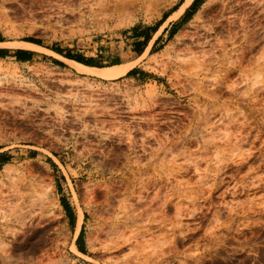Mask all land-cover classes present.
I'll return each instance as SVG.
<instances>
[{"label": "rangeland", "instance_id": "1", "mask_svg": "<svg viewBox=\"0 0 264 264\" xmlns=\"http://www.w3.org/2000/svg\"><path fill=\"white\" fill-rule=\"evenodd\" d=\"M237 1L0 0V264H264V0Z\"/></svg>", "mask_w": 264, "mask_h": 264}, {"label": "bare ground", "instance_id": "2", "mask_svg": "<svg viewBox=\"0 0 264 264\" xmlns=\"http://www.w3.org/2000/svg\"><path fill=\"white\" fill-rule=\"evenodd\" d=\"M214 1H215V0H214ZM237 2H239V0H238ZM240 3H241V2H240ZM191 4H192V2H188L187 4H184L183 6H181V8L179 9V11H178V13H177L178 16L182 17V16L184 15V13L187 11V9L191 6ZM232 5H233V4H232ZM236 5H237V4H236ZM235 7H236V6H235ZM238 7H239V6H238ZM230 8H231V7H229V4L226 3L225 1H221V2L219 1L218 4L215 3V6H214L213 9L211 8L212 10L210 9V13H209V21L207 20V21L210 23V24H209L210 26H208V31L212 32L213 35H214V34H218L217 31H218L219 29H221V27L224 28V25H223L224 22L227 23V26H226V25H225V26L228 28V31H229V32H231L232 28L234 29V27H232V24L235 23L234 20H235V21H237V20L234 19V18H232V19H233V22H232V21H229V20H230L229 17H226L227 15L230 16V14H229V13H230ZM232 8H233V7H232ZM242 11H243V10H242ZM233 12H234V11H233ZM199 15H200V12H199ZM231 15H235V14H233V13L231 12ZM197 16H198V15H197ZM235 16H236V15H235ZM235 16H230V18H231V17H235ZM198 18H199V17H198ZM242 18H243V16H242ZM225 19H227V20H225ZM228 19H229V20H228ZM246 19H247V18H246ZM224 20H225V21H224ZM247 20H248V19H247ZM247 20H246V21H247ZM207 21H206V23H207ZM248 21H249V20H248ZM248 21H247V22H248ZM238 22H239V21H238ZM226 23H224V24H226ZM236 24H237V23H235V26H236ZM222 25H223V26H222ZM206 27H207V26H205V28H206ZM226 27H225V28H226ZM244 27H245V25L242 26V29H243ZM225 28H224V29H221V30L224 31ZM248 28H249V27H248ZM250 29H251V28H250ZM250 29H249V30H250ZM221 30H220V31H221ZM226 30H227V29H226ZM235 30H236V29H235ZM235 30H233V31L235 32ZM245 30H246V28H245ZM205 31H206V30H205ZM233 31H232V33H233ZM202 32H204V28L202 29ZM250 32H251V31H250ZM198 33L200 34V32H198ZM219 33H220V32H219ZM224 33H226V31H225ZM232 33H231V34H232ZM248 33H249V32H248ZM199 34H198V36H201V37L204 35V34H203V35H202V34L199 35ZM220 34H221V33H220ZM226 34H227V33H226ZM228 34H229V33H228ZM228 34H227V36H228ZM234 34H235V33H233V36H231V39L234 37ZM245 34H246V33H245ZM213 35H212V37H213ZM218 35H219V34H218ZM251 35H252V33H251ZM221 36H222V34H221ZM201 37H200V39H201ZM204 37H205V36H203L202 38H204ZM207 37H208V36H207ZM214 37L216 38V36H214ZM250 37H251V36H250ZM195 38H196V37H195ZM198 38H199V37H198ZM210 38H211V37H210ZM210 38H207V39L210 40ZM235 38H236V37H235ZM235 38H233V39H235ZM200 39H199V40L194 39V40H196L197 42H196V41H195V42L193 41L194 43H197L196 46H198V47H199L198 44H203V40H205L206 37H205V39H202V43H198V41H199V42L201 41ZM207 39H206L205 42H207ZM218 39H219V40H218ZM220 39H221L222 41L224 40V39L220 38V35H219V38H217V40L220 41ZM244 39H245V36H244ZM222 41H220V42L222 43ZM224 41H225V40H224ZM210 42H211V40H210ZM210 42H208V43H210ZM231 42H232L231 44H233L234 40L231 41ZM223 43H225V42H223ZM223 43H222V44H223ZM210 44H211V43H210ZM214 44H215V43H214ZM216 44H218V43H216ZM216 44H215V45H216ZM30 45H32V46H34V47H37V48H42V47L37 46V45H34V44H30ZM193 45H194V44H193ZM212 45H213V44H212ZM225 45H226V43H225ZM209 46H210V45H207V47H209ZM218 46H219V45H217V47H218ZM226 46H227V45H226ZM226 46L224 47L225 49L223 48V52H224V50H225V52L227 51L228 48L226 49ZM193 47H194V49H192V47L189 48L190 52H192V53L189 54V53H188V50H187V53H188L189 55H191V54H196V52H195V51H196V50H195V45H194ZM204 47H205V43H204ZM204 47H203V50H202V49H201V50H202L203 55L205 54L204 56L202 55V56L205 58V57L207 56L206 53H205V50H207V49H205ZM207 47H206V48H207ZM211 47H213V46H211ZM214 47H215V46H214ZM217 47H215L214 50H218L219 48H217ZM228 47H229V46H228ZM216 48H217V49H216ZM199 49H200V48H199ZM44 50H45V49H44ZM214 50H211V51H212L211 53H213ZM219 50H220V49H219ZM228 50H229V49H228ZM47 51H49L51 54H53V55H55V56H59L57 53H55V52H53V51H50V50H47ZM208 51H209V50L206 51L207 54H208ZM220 51H221V50H220ZM230 51H231V50H230ZM214 52L217 53L216 51H214ZM223 52H222V53H223ZM225 52H224V53H225ZM197 53H199V52H197ZM202 53H201V54H202ZM184 54H185V53H184ZM209 54H210V53H209ZM213 54H214V53H213ZM210 55H211V54H210ZM221 55H222V54H221ZM200 56H201V55H200ZM208 56H209V55H208ZM212 56L214 57L215 54L212 55ZM188 57H189V56H188ZM197 57H198V54H197ZM218 57H219V55H218ZM184 58H185V57H184ZM184 58H183V60H185ZM186 58H187V57H186ZM195 58H196V57H194V61L197 60L199 57L196 58V59H195ZM200 58H201V57H200ZM204 58H203V59H204ZM207 58H209V57H207ZM211 58H212V57H211ZM219 58H220V57H219ZM189 59H190V57H189ZM189 59H187V60H189ZM191 59L193 60V58H191ZM212 59H213V58H212ZM215 59H216V58H215ZM201 61H202L201 63L198 62V61H197V63H196V65H198L199 68H200L202 65H205V64H203V62H205V61H203V60H201ZM208 61H209V60H208ZM208 61H206V63H207ZM220 61H221L220 59L216 60V64H219ZM209 62L211 63V61H209ZM209 62H208L207 67H208V69H209V67L211 66L210 68H211V70H212V68H214V65H211ZM221 62H222V64H220L219 67H220L221 65L224 66V65L226 64V63L223 64V61H221ZM183 63H184V62H183ZM194 63H195V62H194ZM213 63H214V62H213ZM213 63H212V64H213ZM236 63H237V61H236ZM199 64H200V65H199ZM201 64H202V65H201ZM228 64H229V63H228ZM231 64H232V63H231ZM234 64H235V62H234ZM241 64H242V63H241ZM209 65H210V66H209ZM226 65H227V64H226ZM226 65H225V66H226ZM205 66H206V65H205ZM196 67H197V66H196ZM202 67H203V66H202ZM233 67H234V66H233ZM183 68H184V67H183ZM190 68L193 69L194 67H190ZM234 68H236V67H234ZM202 69H203V68H202ZM216 69H217V68H216ZM231 69H232V68H231ZM188 70H190V69L188 68L187 71H188ZM224 70H225V69H224ZM227 71H228V69H227ZM209 72H210V71H209ZM202 73H203V72H202ZM202 73H201V74H202ZM204 73H205V72H204ZM208 75H209V74H208ZM221 83H222V82H221ZM114 241H115V240H114ZM125 263H128V262L126 261Z\"/></svg>", "mask_w": 264, "mask_h": 264}, {"label": "trees", "instance_id": "3", "mask_svg": "<svg viewBox=\"0 0 264 264\" xmlns=\"http://www.w3.org/2000/svg\"><path fill=\"white\" fill-rule=\"evenodd\" d=\"M207 0H194V2L192 3V5L190 6V8L187 10L186 14L184 15L183 17V20L182 21H189L191 20L192 16L195 15L197 13V11L200 9V7L206 2ZM183 3V2H182ZM181 3V4H182ZM181 4L177 5L176 7L173 8L172 12L165 16L163 18V20L160 22V25L161 26L166 20L167 18L172 14L174 13L175 11H177L179 9V7L181 6ZM174 34V32H173ZM2 41V40H0ZM25 41L27 42H31V43H34V44H37V45H41L43 46V43L40 41V40H37V39H32V38H28L26 39ZM45 47V46H44ZM54 52H57L58 54L64 56L65 58H68V59H71V60H75L81 64H84V65H87V66H91V67H99L95 62L94 60L92 59H84V58H81V57H77V56H73L71 55L70 53V50L68 49H62L59 45H52V46H49V47H46ZM10 55V51L8 49H0V58H6ZM14 57H16L19 61L21 62H29L32 60L33 58V53L30 52V51H27V50H17L14 52ZM59 65H63V63L61 62H58ZM119 63H116L114 65H118ZM136 70H132L130 73H133L135 72ZM6 158L5 156H3L2 154H0V162H6L5 159ZM67 213H68V208H67ZM84 234H85V229L84 227H82V230L77 238V244L80 248V251L82 253H85V250L83 248V246L81 245L82 241H83V238H84Z\"/></svg>", "mask_w": 264, "mask_h": 264}]
</instances>
